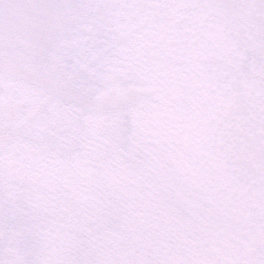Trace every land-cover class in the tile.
I'll list each match as a JSON object with an SVG mask.
<instances>
[{
    "label": "snow or ice",
    "instance_id": "6c2138e0",
    "mask_svg": "<svg viewBox=\"0 0 264 264\" xmlns=\"http://www.w3.org/2000/svg\"><path fill=\"white\" fill-rule=\"evenodd\" d=\"M0 264H264V0H0Z\"/></svg>",
    "mask_w": 264,
    "mask_h": 264
}]
</instances>
